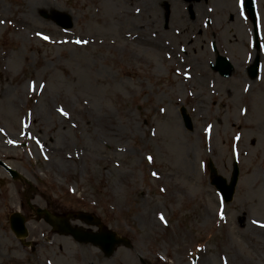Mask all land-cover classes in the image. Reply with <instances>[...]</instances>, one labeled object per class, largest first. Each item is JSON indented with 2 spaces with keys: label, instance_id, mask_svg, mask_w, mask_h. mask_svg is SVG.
Listing matches in <instances>:
<instances>
[{
  "label": "rangeland",
  "instance_id": "obj_1",
  "mask_svg": "<svg viewBox=\"0 0 264 264\" xmlns=\"http://www.w3.org/2000/svg\"><path fill=\"white\" fill-rule=\"evenodd\" d=\"M241 1L0 0V158L26 179L0 167V264H264V0L261 52ZM235 160L224 202L208 164L229 179ZM26 191L96 210L131 245L106 259L31 222L33 252L7 219Z\"/></svg>",
  "mask_w": 264,
  "mask_h": 264
},
{
  "label": "water",
  "instance_id": "obj_2",
  "mask_svg": "<svg viewBox=\"0 0 264 264\" xmlns=\"http://www.w3.org/2000/svg\"><path fill=\"white\" fill-rule=\"evenodd\" d=\"M57 23H59L60 25H71V22H69L68 19H55ZM225 74H227V71H224ZM186 125L187 127L190 126V121L187 120L186 118ZM234 172H233V175L231 177V182L228 183L227 180L225 178H223L221 175L218 174L217 170L213 167V164L211 163L210 164V170H211V181L213 184L216 185V187L218 189H220L226 200H231L232 197H233V194H234V188L236 186V183H237V178H238V174H239V169L237 167V165L234 166ZM80 216H83L82 214H80ZM46 220L51 222L55 228H57L59 230V232H64V233H68V234H73V236L77 239H80V240H90L92 239V242L94 243H97V244H100L102 246L108 244L109 245V242H108V236L106 235H100V234H97L95 236H91V237H88V238H84V234H82V232L78 231V229L76 228H71L69 227L67 224L64 223V221H61L60 218H53L50 214H47L46 215ZM23 218L20 217L19 215H16L14 217L11 218V223H12V228L15 230V232L19 235H25V228H24V223H23ZM121 241L120 240H112L111 242V245L110 247L108 248L109 250L113 248V245L115 243H120Z\"/></svg>",
  "mask_w": 264,
  "mask_h": 264
},
{
  "label": "flooded vegetation",
  "instance_id": "obj_3",
  "mask_svg": "<svg viewBox=\"0 0 264 264\" xmlns=\"http://www.w3.org/2000/svg\"><path fill=\"white\" fill-rule=\"evenodd\" d=\"M45 206L47 207V208H50L51 210H53L54 212H58V213H64L65 212V210L64 209H61V208H59V207H57V206H55L54 205V203H46L45 204ZM43 207H44V203H43ZM24 212H25V214H26V216H27V218L29 217V219L31 218V219H33L32 218V216L35 214V210L34 209H31V208H27V209H25L24 210ZM104 221L106 222V219H104ZM74 224H79L80 226H83V225H85V223H82V222H79V221H74L73 222ZM107 223V222H106ZM108 224V223H107ZM86 227H88L89 228V226H87V225H85ZM92 230H97V227L96 226H94V227H90ZM32 233V235L34 234L33 233V231L31 232ZM32 235H31V241H32V244H33V250H37L38 249V247L40 246V243H38L37 241H33L34 239L32 238ZM65 238H67V239H70L69 237H65ZM100 252V251H99ZM100 254H102L103 255V253L102 252H100ZM102 257V256H101Z\"/></svg>",
  "mask_w": 264,
  "mask_h": 264
},
{
  "label": "bare ground",
  "instance_id": "obj_4",
  "mask_svg": "<svg viewBox=\"0 0 264 264\" xmlns=\"http://www.w3.org/2000/svg\"><path fill=\"white\" fill-rule=\"evenodd\" d=\"M161 43L160 41H154V44L157 46L158 43ZM193 76V72L188 73V78H191ZM245 97V96H244Z\"/></svg>",
  "mask_w": 264,
  "mask_h": 264
}]
</instances>
